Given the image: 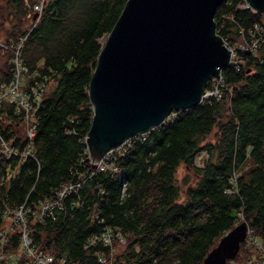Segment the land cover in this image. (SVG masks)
<instances>
[{"label": "trees", "instance_id": "obj_1", "mask_svg": "<svg viewBox=\"0 0 264 264\" xmlns=\"http://www.w3.org/2000/svg\"><path fill=\"white\" fill-rule=\"evenodd\" d=\"M40 2L41 13L34 9ZM126 2L0 0L7 42L27 36L25 64L48 84L38 109L36 158L0 165V174L13 168L2 199L15 208L54 194L63 183H80L53 216L40 222L28 218L34 248L51 253L55 264L61 258L66 264H102L98 254L108 257L110 248L86 242L105 227L118 229L126 239L115 264H202L243 221L253 231L251 241L263 242L264 13L245 0H225L215 15L217 33L237 59L222 71V99L210 97L187 111H173L163 124L114 152L109 160L117 172L96 171L85 143L94 116L89 85L101 39L111 33ZM5 55L0 87L13 77ZM24 130L4 101L0 133L22 147ZM210 135L213 140H207ZM182 164L197 176L184 193L177 180ZM3 224L0 219V228ZM6 239L4 249L17 252L21 235ZM246 242L227 264L235 262Z\"/></svg>", "mask_w": 264, "mask_h": 264}, {"label": "water", "instance_id": "obj_2", "mask_svg": "<svg viewBox=\"0 0 264 264\" xmlns=\"http://www.w3.org/2000/svg\"><path fill=\"white\" fill-rule=\"evenodd\" d=\"M224 1L127 0L89 85L94 116L85 143L92 162L160 126L173 111L200 104L208 83L233 57L215 22ZM245 1L264 13V0ZM250 234L248 223H239L202 264L234 260Z\"/></svg>", "mask_w": 264, "mask_h": 264}, {"label": "built area", "instance_id": "obj_3", "mask_svg": "<svg viewBox=\"0 0 264 264\" xmlns=\"http://www.w3.org/2000/svg\"><path fill=\"white\" fill-rule=\"evenodd\" d=\"M42 3L43 2H40L34 6V9L40 13L42 10ZM246 6L243 5V7ZM26 37L27 36H21L8 44L0 42V47L3 48L6 51L5 53L10 56V63L12 64L13 72L11 81L9 83H4L0 87V105L5 101L9 105L13 106V113L21 118L24 124V132L26 135L25 144L22 147H19L13 146L11 142L6 140L0 133V165H6L8 162L11 164L16 159H24L27 157L36 158L34 138L38 125L37 121L39 119L38 109L43 100V96L48 89V84L46 83L45 78L42 80L35 78V74L30 73L28 67L25 64L22 48ZM239 48L241 50H246V46L243 44H239ZM231 50L233 53L231 63L236 64L235 59L237 58L235 56V51L232 48ZM235 66L237 69L239 68L238 65ZM210 83L211 85H209ZM223 83L224 79L222 72H220L219 79H217V77H213L208 83L201 101L209 99L210 97L222 99L223 94L221 92V87ZM208 86L211 87L209 88ZM121 147L111 150L100 161L92 162L90 160L91 163L97 165L95 170L117 172L116 167L113 166L109 159L114 157V152H119ZM12 174L13 168H8V166L7 172H1L0 174V205H2L0 206V219L5 221L7 219L14 218L21 225V227H23V233L21 234V246L23 245L25 248L24 253L26 258L25 260H22L20 257H14L13 254L16 253H10L8 259L14 260L11 261V264H55L54 256L51 253H46L34 248L31 238L33 230L28 223V218L32 217L34 219H38L40 222L50 216H53L56 212L55 210L62 209L64 199L69 194L77 192L80 183H63L62 186L54 192V194L40 199L36 203L27 204V202H25L23 205L13 208L6 204L5 198L2 199L4 195L6 196V193H4V188L7 185L8 177ZM249 236H251V238L253 237V231H251ZM6 241V232L0 230L1 249L4 248ZM116 242L125 244L126 239L124 235L118 229L116 230L105 227L100 234L95 235L90 240H88L86 245L92 246L99 243L105 247H109V256L104 257L101 254H98V260L102 264H115L114 251ZM1 249L0 252H2ZM66 262L67 260L65 258H61L59 260V264H66Z\"/></svg>", "mask_w": 264, "mask_h": 264}, {"label": "rangeland", "instance_id": "obj_4", "mask_svg": "<svg viewBox=\"0 0 264 264\" xmlns=\"http://www.w3.org/2000/svg\"><path fill=\"white\" fill-rule=\"evenodd\" d=\"M7 23H5V27L7 28ZM8 35L5 33L4 26H0V42L4 44H8ZM106 40V38L101 39V43H103ZM6 51L0 47V68H3L4 66V59L6 58ZM5 55V56H4ZM214 136L210 135L207 140H213ZM202 158H198L197 164H200L202 162ZM177 180L179 183L180 188L182 189V193L186 190V188L189 186V183L194 184L197 180V176L192 173V171L188 170V168L182 164L179 166L177 171ZM1 231L6 232V238L7 235H14L17 234L20 236L23 233V227L15 220L14 218L7 219L4 221V224L2 228H0ZM118 243V242H116ZM119 246H115L114 251V257L118 254V252L121 250L120 245L124 244H118ZM5 246V244H4ZM1 249V248H0ZM1 257L0 261H4L5 264H11V261H14L13 259H8L9 254L11 252H7L4 248L1 249ZM24 246L20 244V248L16 253L13 254L14 257H20L22 260H25L26 255L24 253ZM119 250V251H118ZM117 253V254H116ZM264 263V241L256 240L251 241V236L247 239L246 244L243 246L238 258L235 260L233 264H262Z\"/></svg>", "mask_w": 264, "mask_h": 264}]
</instances>
